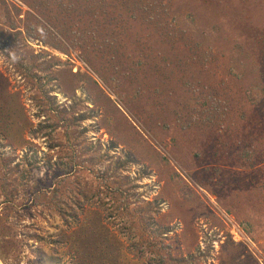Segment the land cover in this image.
Returning <instances> with one entry per match:
<instances>
[{"label": "rangeland", "instance_id": "1", "mask_svg": "<svg viewBox=\"0 0 264 264\" xmlns=\"http://www.w3.org/2000/svg\"><path fill=\"white\" fill-rule=\"evenodd\" d=\"M82 1L0 0V264H264V0Z\"/></svg>", "mask_w": 264, "mask_h": 264}, {"label": "trees", "instance_id": "2", "mask_svg": "<svg viewBox=\"0 0 264 264\" xmlns=\"http://www.w3.org/2000/svg\"><path fill=\"white\" fill-rule=\"evenodd\" d=\"M66 1H67L68 4H67V7L65 9V13H68V14L71 13V12H76L77 9H78V5H82L81 2H83L82 0H66ZM86 1H90V0H85V2ZM102 1H104V0H102ZM100 10L101 11L98 14H104L106 16V9L104 10V9L101 8ZM142 10L143 11H151L152 13H154L155 10L158 11L155 8L154 3H152V2H147V5ZM104 19H107V17H105ZM156 19H159V18L156 17ZM103 26H104L103 23H101V24L98 23L97 26L94 29H96V30L102 29V30L98 31V34H99V37H101L102 39H105V42H106L107 38H105V36L112 35V34H109V33H103L102 34ZM80 31L83 34V36H82V34L80 32L79 33L77 32V34L79 36H82V38H84L86 41L90 42L91 40H93V37H94L93 33L89 32V33L86 34L84 31H82V30H80ZM58 32L63 33L60 30L59 27H58ZM56 41H58V44L55 45L54 47L57 50H60V51H62L64 53L66 51H68L66 46L61 42L59 37L56 38ZM97 44L98 43H96L95 45H97ZM103 45L104 44H101V46H103ZM33 159L30 160L28 154L24 155V157L22 158V160H24V163L26 164V167H27V169L24 170V172H23V176H22L23 180H27L29 177H35V175H36L35 170L39 167L38 163H40V162H38L37 158L36 159L33 158ZM68 174H70V172H67V173L66 172H62L61 175H58V173L57 174L54 173L53 174L54 177L53 176H50V177L48 176V177H46L44 179L37 180L35 186L38 188V193L45 192L43 194H48L50 191H52L53 193H56V195H58L57 194V193H59L58 186L56 185L55 182L58 181V178L61 177L62 175L65 176V175H68ZM50 179H51V182L49 183L47 180H50ZM65 179L66 178H63V180H61L62 181L61 185L66 183L67 180H65ZM52 187H54L53 190H52ZM70 190L73 191V189H70ZM71 193H75L74 196L72 198H70L72 205H75L76 208L82 210V212H85V209L87 207L86 199L88 197V192L85 191V190H79L78 192L73 191ZM35 198H39V196H37ZM31 205H32L31 203L27 204L26 208H30ZM60 215H62V214H60ZM162 264H164V262H162Z\"/></svg>", "mask_w": 264, "mask_h": 264}]
</instances>
